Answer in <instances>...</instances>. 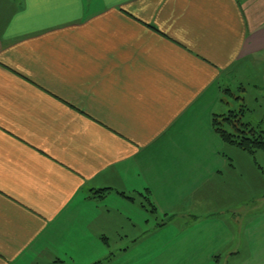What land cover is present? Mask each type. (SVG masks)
Segmentation results:
<instances>
[{
	"label": "crops",
	"instance_id": "1",
	"mask_svg": "<svg viewBox=\"0 0 264 264\" xmlns=\"http://www.w3.org/2000/svg\"><path fill=\"white\" fill-rule=\"evenodd\" d=\"M255 68L264 0H0V264H264Z\"/></svg>",
	"mask_w": 264,
	"mask_h": 264
},
{
	"label": "rangeland",
	"instance_id": "2",
	"mask_svg": "<svg viewBox=\"0 0 264 264\" xmlns=\"http://www.w3.org/2000/svg\"><path fill=\"white\" fill-rule=\"evenodd\" d=\"M253 72H256L255 76H257V77H259V73H260V77H261L264 75V68H261V69L255 68V70L250 69L247 71V73H253ZM257 77L253 80L251 79L250 82H248L246 79H243V82H242L244 89H245L244 95L246 97V105L248 106V110H250V112L246 113L245 117H246V119L252 120L256 123H258L259 120L264 119L263 118V115H264V90L262 92L260 91V87H263V86H259L260 84L256 83L258 80ZM249 83H251V84H249ZM257 85H258V87H256ZM229 88H230L231 92L234 93L235 95H241L239 90H238L239 86L237 84V80H235V79L231 80V83L229 84ZM241 96H243V95H241ZM224 99L226 100V102L233 104L234 107L236 106L233 102V97H228V96L224 95ZM230 107L232 108V105H230ZM235 110H236V108H235ZM227 111H230V109H227L226 112ZM231 112H234V111H231ZM244 113H245V111H244ZM261 131L264 132V124H262V126H261ZM226 152L227 151L225 150V153ZM244 156L247 158L246 165L243 166L246 169L247 178H249V177L252 178V176H254L255 174H260L261 179L264 180V176H263L264 175V152H256L255 154H249L246 152V153H244ZM259 168H261V169L259 170ZM159 246H160L159 244L151 245L150 251L151 252L157 251ZM167 264H178V262L170 260L169 262H167Z\"/></svg>",
	"mask_w": 264,
	"mask_h": 264
},
{
	"label": "trees",
	"instance_id": "3",
	"mask_svg": "<svg viewBox=\"0 0 264 264\" xmlns=\"http://www.w3.org/2000/svg\"><path fill=\"white\" fill-rule=\"evenodd\" d=\"M244 111L242 107L237 112H229L224 116L214 118L213 131L226 145L234 146L249 154L264 152V132L242 123L241 116Z\"/></svg>",
	"mask_w": 264,
	"mask_h": 264
}]
</instances>
